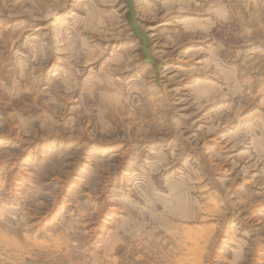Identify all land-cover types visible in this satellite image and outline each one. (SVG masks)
Listing matches in <instances>:
<instances>
[{"label": "rangeland", "instance_id": "374dc122", "mask_svg": "<svg viewBox=\"0 0 264 264\" xmlns=\"http://www.w3.org/2000/svg\"><path fill=\"white\" fill-rule=\"evenodd\" d=\"M0 0V264H264V0ZM147 2V4H145Z\"/></svg>", "mask_w": 264, "mask_h": 264}, {"label": "water", "instance_id": "95a60500", "mask_svg": "<svg viewBox=\"0 0 264 264\" xmlns=\"http://www.w3.org/2000/svg\"><path fill=\"white\" fill-rule=\"evenodd\" d=\"M128 6V23L134 32V36L138 38L141 43V53L144 55V63L152 65L156 71L159 70V65L156 60L152 57L149 50L150 41L146 38L143 31L140 29L138 21L135 16V9L131 0H124Z\"/></svg>", "mask_w": 264, "mask_h": 264}, {"label": "bare ground", "instance_id": "6f19581e", "mask_svg": "<svg viewBox=\"0 0 264 264\" xmlns=\"http://www.w3.org/2000/svg\"><path fill=\"white\" fill-rule=\"evenodd\" d=\"M145 4H147V2H145ZM146 36V35H145ZM147 38V37H146Z\"/></svg>", "mask_w": 264, "mask_h": 264}]
</instances>
